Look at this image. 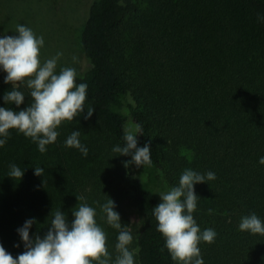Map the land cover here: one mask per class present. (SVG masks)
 <instances>
[{
	"label": "trees",
	"instance_id": "trees-1",
	"mask_svg": "<svg viewBox=\"0 0 264 264\" xmlns=\"http://www.w3.org/2000/svg\"><path fill=\"white\" fill-rule=\"evenodd\" d=\"M258 14L264 15V0H93L80 35L89 67L76 78L88 84L85 109H94L92 117L64 122L45 153L15 130L0 148L6 251L13 257L24 251L16 230L26 219L37 221L30 238L42 237L50 212L61 208L71 221V209L86 202L97 210L114 260L118 232L99 207L109 197L123 225L130 222L128 206L142 217L129 246L136 264H175L161 251L152 208L158 193L191 168L216 174L195 185L194 218L202 230L217 233L213 243L199 245L204 264H264V235L238 230L242 216L255 213L264 221V165L258 163L264 156V21ZM4 75L0 97L11 89ZM20 90L23 108L31 98ZM133 122L143 125L138 146L151 141V167L125 168L130 157L111 150ZM77 129L86 158L64 147ZM11 163L24 170L20 180L8 176ZM35 167L44 169L42 177Z\"/></svg>",
	"mask_w": 264,
	"mask_h": 264
},
{
	"label": "clouds",
	"instance_id": "clouds-1",
	"mask_svg": "<svg viewBox=\"0 0 264 264\" xmlns=\"http://www.w3.org/2000/svg\"><path fill=\"white\" fill-rule=\"evenodd\" d=\"M257 20L264 21V15L258 14ZM14 33L16 35L0 34V72L5 73L3 83L11 85V89L0 97L5 105L0 107V148L7 144L11 131L15 130L36 144L40 153H45L47 146L57 141L58 128L64 122H72L81 115L85 120L92 117L94 109H85L88 84L76 82L78 73L75 67L63 66L57 70L63 51L41 58L40 50L45 45L42 35H36L23 24H17ZM78 63L79 57L73 55L72 64ZM21 88H26L31 98V103L23 108L20 106L26 97ZM6 105H15V109ZM142 134L143 125L133 122L123 130V143L112 147V152L118 156L130 157L124 162L125 168L153 165L151 141L138 146L137 137ZM80 136L79 129L72 131L65 139L64 147L77 149L86 158L89 149L81 143ZM258 163L264 165V156ZM33 174L42 177L44 169L35 167ZM23 175L24 170L18 165L9 164V177L20 180ZM215 179L213 171L200 173L186 168L176 185L158 193L160 202L152 208V216L156 231L164 241L161 251L166 250L175 264H204L199 245L211 244L216 239L215 229L202 230L193 215L200 199L195 185ZM107 198L99 207L105 223L118 232L115 244L118 254L114 260L106 247V233L97 223L96 208L84 202L71 209V221L61 208L50 212L51 219L42 237L34 234L30 238V230L37 221L35 218L26 219L16 230L24 251L13 257L0 244V264H136V250L129 246L134 240L131 225L137 222L123 225L114 200ZM207 211L209 215L214 214V209ZM238 230L264 235V221L255 213L242 216Z\"/></svg>",
	"mask_w": 264,
	"mask_h": 264
},
{
	"label": "rangeland",
	"instance_id": "rangeland-1",
	"mask_svg": "<svg viewBox=\"0 0 264 264\" xmlns=\"http://www.w3.org/2000/svg\"><path fill=\"white\" fill-rule=\"evenodd\" d=\"M93 0H0V33L16 35L17 24L30 27L36 35L45 40L40 50L42 59L54 56L57 51L64 55L58 68L72 66L82 74L89 67L80 45V35L87 18L88 8ZM79 57V63L72 64V56ZM134 233L141 228L142 217L128 206Z\"/></svg>",
	"mask_w": 264,
	"mask_h": 264
}]
</instances>
